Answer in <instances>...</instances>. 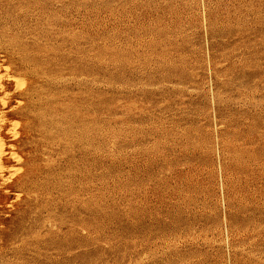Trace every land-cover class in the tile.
<instances>
[{"label":"rangeland","instance_id":"374dc122","mask_svg":"<svg viewBox=\"0 0 264 264\" xmlns=\"http://www.w3.org/2000/svg\"><path fill=\"white\" fill-rule=\"evenodd\" d=\"M0 264H264V0H0Z\"/></svg>","mask_w":264,"mask_h":264},{"label":"bare ground","instance_id":"6f19581e","mask_svg":"<svg viewBox=\"0 0 264 264\" xmlns=\"http://www.w3.org/2000/svg\"><path fill=\"white\" fill-rule=\"evenodd\" d=\"M1 147V146H0ZM1 155H2V152H0V163H1Z\"/></svg>","mask_w":264,"mask_h":264}]
</instances>
